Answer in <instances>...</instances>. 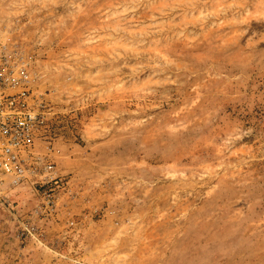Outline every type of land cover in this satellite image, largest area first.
<instances>
[{
	"label": "rangeland",
	"instance_id": "1",
	"mask_svg": "<svg viewBox=\"0 0 264 264\" xmlns=\"http://www.w3.org/2000/svg\"><path fill=\"white\" fill-rule=\"evenodd\" d=\"M0 41L58 175L5 190L0 264H264V0H0Z\"/></svg>",
	"mask_w": 264,
	"mask_h": 264
},
{
	"label": "built area",
	"instance_id": "2",
	"mask_svg": "<svg viewBox=\"0 0 264 264\" xmlns=\"http://www.w3.org/2000/svg\"><path fill=\"white\" fill-rule=\"evenodd\" d=\"M32 67L31 54L0 41V202L7 189L56 183L58 178L50 155L37 147L49 131L50 109L32 89ZM44 198L51 209L50 195ZM18 224L20 240L41 241L34 222L18 219ZM71 263L84 264L74 258Z\"/></svg>",
	"mask_w": 264,
	"mask_h": 264
}]
</instances>
